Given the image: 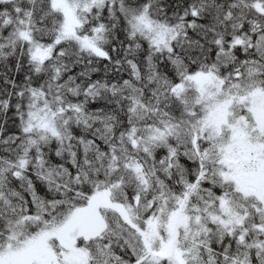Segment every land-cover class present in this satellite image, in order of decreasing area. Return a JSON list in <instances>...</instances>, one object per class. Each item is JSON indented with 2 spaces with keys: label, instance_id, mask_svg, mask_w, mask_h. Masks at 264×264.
<instances>
[{
  "label": "snow or ice",
  "instance_id": "1",
  "mask_svg": "<svg viewBox=\"0 0 264 264\" xmlns=\"http://www.w3.org/2000/svg\"><path fill=\"white\" fill-rule=\"evenodd\" d=\"M0 264H264V0H0Z\"/></svg>",
  "mask_w": 264,
  "mask_h": 264
}]
</instances>
